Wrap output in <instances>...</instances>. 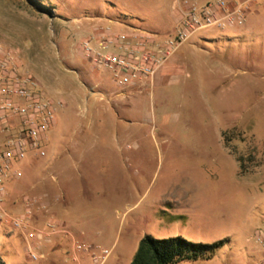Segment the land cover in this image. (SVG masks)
I'll return each instance as SVG.
<instances>
[{"label": "rangeland", "instance_id": "1", "mask_svg": "<svg viewBox=\"0 0 264 264\" xmlns=\"http://www.w3.org/2000/svg\"><path fill=\"white\" fill-rule=\"evenodd\" d=\"M184 1L0 0V44L63 104L47 157L29 155L7 184L8 206L60 200L59 264H73L76 241L110 251L103 264H131L148 236L224 241L212 259L180 264H262L249 239L264 227V0L245 26L194 35L151 86L118 89L81 48L112 25L170 36ZM27 246L0 224V263L36 264Z\"/></svg>", "mask_w": 264, "mask_h": 264}, {"label": "built area", "instance_id": "2", "mask_svg": "<svg viewBox=\"0 0 264 264\" xmlns=\"http://www.w3.org/2000/svg\"><path fill=\"white\" fill-rule=\"evenodd\" d=\"M258 1L210 0L200 4L187 0L180 6L181 17L170 36L161 38L141 29L119 31L111 24L96 28L81 48L89 63L109 73L118 89L146 86L197 33L245 26ZM62 107L32 75L20 72L16 53L0 44V224L26 238L29 259L36 264L46 259L39 246L67 231L57 223L47 196H23L18 200L23 211L10 213L7 184L23 178L21 164L29 155L47 157L46 144ZM37 213L47 217L41 228L34 225ZM249 241L261 249L264 264V227H257ZM75 247L94 264H103L110 255L106 249L100 255L90 254L92 248L80 243ZM73 261L78 262L77 256Z\"/></svg>", "mask_w": 264, "mask_h": 264}, {"label": "trees", "instance_id": "3", "mask_svg": "<svg viewBox=\"0 0 264 264\" xmlns=\"http://www.w3.org/2000/svg\"><path fill=\"white\" fill-rule=\"evenodd\" d=\"M223 245L224 241L202 244L181 237L155 239L148 236L140 242L131 264H180L210 260Z\"/></svg>", "mask_w": 264, "mask_h": 264}, {"label": "crops", "instance_id": "4", "mask_svg": "<svg viewBox=\"0 0 264 264\" xmlns=\"http://www.w3.org/2000/svg\"><path fill=\"white\" fill-rule=\"evenodd\" d=\"M259 2V1H258ZM180 12V11H179ZM181 17V16H180ZM180 17L178 16V19L180 20ZM149 32V31H148ZM204 39H207L204 37ZM209 40V39H208ZM177 55V54H176ZM175 55V56H176ZM174 56V57H175ZM174 57L171 59V61L169 62V64L161 71L159 72L156 77L154 78V80L152 81V83H149V84H146V86H151L155 81L156 79H159L161 75H163L164 73H166L169 68H170V63L174 60ZM174 64V63H173ZM84 86V85H82ZM96 86H100L99 84H97ZM20 181V180H19ZM45 183V181H43ZM31 192H35L37 189L35 186L31 187ZM22 195V194H21ZM20 198H18L15 202H10L11 204L8 206V209L10 211V213L12 214H19L23 211L24 209V206L21 204V202H18ZM47 202L49 204V206L51 207V212L54 216V209L53 207L60 204V200L58 199H55V198H51L50 196H48V199H47ZM55 217V216H54ZM47 217L44 216L42 213H37L36 217H35V221H34V225L37 227V228H41L45 221H46ZM62 225V224H61ZM60 234L58 235H55L53 238H51L49 240V242H46V243H42L40 246H39V251H41L42 253H44L46 255V259L44 262H42L41 264H59V260H60V256L59 254H57V251L58 250H61L62 248V245L66 242V238H64V236H60ZM62 235H65V234H62ZM61 237V238H60ZM79 243V242H75L73 244V255L71 256V262L73 264H83L81 262V257L80 256V251H78L75 247V245ZM83 255V253H82ZM77 256L78 258V262H74L73 261V258ZM82 258H89L85 253H84V257Z\"/></svg>", "mask_w": 264, "mask_h": 264}]
</instances>
